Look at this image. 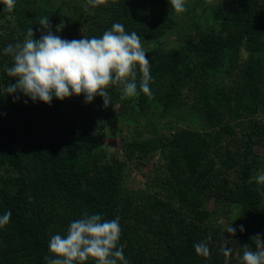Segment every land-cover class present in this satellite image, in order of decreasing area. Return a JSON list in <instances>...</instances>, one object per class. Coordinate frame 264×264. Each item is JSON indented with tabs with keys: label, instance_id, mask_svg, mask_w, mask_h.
I'll use <instances>...</instances> for the list:
<instances>
[{
	"label": "trees",
	"instance_id": "obj_1",
	"mask_svg": "<svg viewBox=\"0 0 264 264\" xmlns=\"http://www.w3.org/2000/svg\"><path fill=\"white\" fill-rule=\"evenodd\" d=\"M39 1L16 0L7 22L0 3V215L12 213L0 228V264H46L44 257L53 255L51 236L65 235L84 212L119 216V244L130 264H225V238L233 250L228 264H241V247L255 249L251 237L264 236V183L250 180L260 164L252 147L264 133V0H218L194 17L193 32L171 45L162 40L177 23L169 0H107L89 5L88 12L81 0L71 7L62 39L99 38L121 23L147 46L153 98L139 92L122 100V90L110 87L111 102L145 116L157 109L177 123L170 137L121 138L127 159L157 151L165 159V171L146 182L145 198L138 201L123 194L125 161L107 150L97 132L108 118L102 97L91 103L83 95L54 98L49 105L23 94L14 102L6 93L15 79L4 71L13 61L3 49L22 43L30 27L39 39L41 16L50 17L59 36L64 5L43 11ZM215 74L224 78L217 85L210 81ZM188 119L194 127H184ZM236 204L235 236L209 226ZM209 237L205 258L194 243Z\"/></svg>",
	"mask_w": 264,
	"mask_h": 264
},
{
	"label": "clouds",
	"instance_id": "obj_2",
	"mask_svg": "<svg viewBox=\"0 0 264 264\" xmlns=\"http://www.w3.org/2000/svg\"><path fill=\"white\" fill-rule=\"evenodd\" d=\"M0 3L5 5L6 14L14 10L16 0H0ZM106 3L107 0H87L84 10L88 12L89 5L95 8ZM169 3L177 14L187 10L185 0H169ZM38 21L41 26L39 39L30 27L22 43H10L3 49L13 61L11 66H4V71L15 79L14 84L5 88L14 102L20 99L19 94L49 105L54 98L63 101L83 95L85 103H91L99 96L107 108L111 105L110 87L122 90V100L137 96L139 92L153 98L150 88L154 83L152 63L135 31L126 32L123 24L114 23L99 38L83 36L80 40H65L53 33L50 17L41 16ZM61 30L58 25L56 31ZM257 182L264 183V173L257 176ZM11 216L10 210L0 215V228L10 223ZM232 225L227 233L235 236L236 229ZM239 230L244 232L243 225ZM121 233L119 216L109 220L101 214L84 212L80 219L70 223L65 235L51 236L48 250L53 255L45 256L44 260L46 264H86L91 258L95 264H130L119 244ZM251 239L255 249L249 245L241 247V264H264V236L257 234ZM210 240L209 237L194 243L197 254L210 257ZM228 242L225 238L220 249L226 258L225 264L233 251Z\"/></svg>",
	"mask_w": 264,
	"mask_h": 264
},
{
	"label": "rangeland",
	"instance_id": "obj_3",
	"mask_svg": "<svg viewBox=\"0 0 264 264\" xmlns=\"http://www.w3.org/2000/svg\"><path fill=\"white\" fill-rule=\"evenodd\" d=\"M80 1L81 0H40L37 4L35 2V5L39 10L43 11L49 6L64 5L65 8L61 10L62 24L60 27L62 30L59 32L56 31L62 38L63 33L69 29L68 20L72 16L70 9L74 5H78ZM217 1L218 0H187L185 3L187 10L182 14H177L174 11L172 17L176 18L177 23L173 28L164 34L162 40L170 45L181 42L188 33L193 32L194 17H200L209 12L210 4H214ZM2 6V19L6 22L9 20L12 21V12L4 14L5 5L2 3ZM79 30L80 28L76 31ZM147 45L149 46V43ZM142 46L147 47L145 45ZM246 55L247 51L243 48L241 50V57L245 58ZM259 55L264 58V38L263 43L260 45ZM223 80L224 78L220 76V74H215L210 81L211 83L217 85ZM69 99L72 100L73 97ZM104 109L108 113V118H106L97 128V132L103 139L102 144L108 151L115 153L119 159L125 161L122 178V184L124 185L123 194L126 197L131 195V198H134L137 201L142 200V198H145V192L147 193L145 188L146 182L149 179L161 177L163 171H165L162 167L165 165V159L159 151L146 157L138 155L132 159H127L123 155L121 138L126 136L127 139H130L135 135L139 137V133L140 137H170L175 133V126L177 123L169 116L161 117L157 109H152L149 113L147 111V116L143 113L139 114L122 101L111 102V105L107 108L104 107ZM194 123L195 122L192 119H188L184 127H194ZM235 131L237 134H240L241 132L238 127ZM252 152L254 156L258 157L257 162H260V164L253 170L250 180L257 179L259 174L264 173V133L253 145ZM208 205L212 207V201L209 202ZM234 206L235 207H233L231 213L227 216L214 217L212 219V224L209 226L212 227L213 230H224L232 224L235 225V223L239 220V207H237V204Z\"/></svg>",
	"mask_w": 264,
	"mask_h": 264
}]
</instances>
